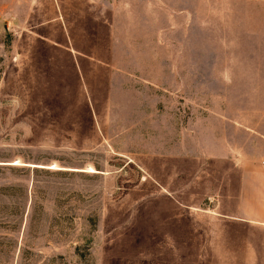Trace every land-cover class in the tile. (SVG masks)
<instances>
[{
  "label": "rangeland",
  "instance_id": "1",
  "mask_svg": "<svg viewBox=\"0 0 264 264\" xmlns=\"http://www.w3.org/2000/svg\"><path fill=\"white\" fill-rule=\"evenodd\" d=\"M227 62L264 0H0V264H264V81Z\"/></svg>",
  "mask_w": 264,
  "mask_h": 264
},
{
  "label": "crops",
  "instance_id": "2",
  "mask_svg": "<svg viewBox=\"0 0 264 264\" xmlns=\"http://www.w3.org/2000/svg\"><path fill=\"white\" fill-rule=\"evenodd\" d=\"M256 76L257 78L260 77L258 80H249V82H258L262 83L264 80L261 79L264 77V64L262 62L256 63V64H242V63H231L227 62V84L229 83H237L239 82L237 77H242V76ZM243 82H248L247 80H243ZM235 127V126H234ZM227 158L230 160H233L234 162H239V165H245V166H240V176L241 180L244 182L247 177L251 176L249 171V168L247 167L246 159H243L242 157L236 158V156H228ZM243 218H249V216H241ZM250 218H254L253 215L250 216Z\"/></svg>",
  "mask_w": 264,
  "mask_h": 264
}]
</instances>
